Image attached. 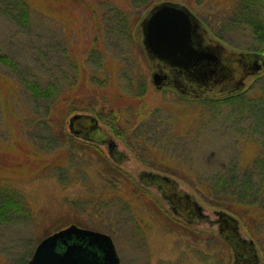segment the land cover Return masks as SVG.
Segmentation results:
<instances>
[{"label":"rangeland","instance_id":"obj_1","mask_svg":"<svg viewBox=\"0 0 264 264\" xmlns=\"http://www.w3.org/2000/svg\"><path fill=\"white\" fill-rule=\"evenodd\" d=\"M159 1L0 0V54L13 61L0 60V186L21 202L0 223V264L25 263L43 236L69 224L110 234L118 264H230L213 220L223 209L189 183L246 178L264 150V67L245 78L240 96L208 108L155 87L134 30ZM170 1L233 49L261 52L254 46L264 32L259 38L250 21L264 26V0ZM31 79L58 88L33 98L24 88ZM67 99L75 108L59 110ZM76 113L93 115L110 142L73 134ZM142 171L170 175L207 220L174 215ZM237 220L263 264L264 220Z\"/></svg>","mask_w":264,"mask_h":264},{"label":"water","instance_id":"obj_2","mask_svg":"<svg viewBox=\"0 0 264 264\" xmlns=\"http://www.w3.org/2000/svg\"><path fill=\"white\" fill-rule=\"evenodd\" d=\"M134 34L151 64V82L155 87L167 84L182 96L216 98L238 92L246 77L264 67V53L233 49L213 35L201 19L178 1L163 0L152 4L137 23ZM96 121L91 114L76 113L70 117L69 124L74 134H89V138L109 143L110 139H105L106 133L99 130ZM108 149L113 156L112 149ZM151 175L162 178L168 185L175 183L169 175ZM166 193L163 194L168 196ZM170 203L171 209L178 213L172 200ZM187 206L198 216L205 215L195 201L188 199ZM214 212L219 215L215 219L218 231L233 250L232 264H256L254 243L239 234L237 217L221 209ZM117 263L118 256L107 233L75 224L43 236L25 262Z\"/></svg>","mask_w":264,"mask_h":264},{"label":"trees","instance_id":"obj_3","mask_svg":"<svg viewBox=\"0 0 264 264\" xmlns=\"http://www.w3.org/2000/svg\"><path fill=\"white\" fill-rule=\"evenodd\" d=\"M245 1H249V3L247 4H250L252 0ZM250 9L251 8H249L248 10ZM250 24L253 29V32L255 34L257 32L258 37L261 38L264 32V26L261 25L259 17H253L250 21ZM254 48L261 52H264V41L260 45H255ZM0 60L4 64L12 66L13 61L10 57L0 54ZM24 88L28 92V94L33 98H46L49 93L55 92L58 86L54 81L39 82L31 79L24 83ZM240 93L241 92H237L234 94H229L216 98L188 97V99L203 100L206 104L205 106L207 107V105L214 106L216 104H226L229 99H234L240 96ZM62 108L68 109L75 107L72 106L71 99H67L64 102V106H62L59 110H61ZM115 111H120V109L115 108ZM199 114L201 116L203 115L202 112ZM196 119H198V117ZM99 130L101 129L99 128ZM88 135L89 134H87V137H89ZM112 152L114 153L113 156L118 160L119 156L117 157V154L114 151ZM258 152L259 153H256L258 155H256L254 162H252L251 164V170L246 171V178L244 179L236 181L232 178V176H230L231 178L229 179H226L224 177H217L214 180H211L210 182L205 181L198 184H189L193 187L195 191L200 194V196L205 201L212 205L222 208L228 213L236 215L245 223H248V220L250 218L253 219V222L264 220V167L260 164V162L257 161V158L259 157H262L264 159V150H260ZM148 165L151 164L148 163ZM171 173L175 174L174 171ZM237 182H239L240 184L239 188H236ZM220 190H222V193L220 192ZM20 203L21 202L18 199H16L13 195L6 193V191L2 190L0 186V223L6 221L11 216L15 215V213H17L16 210H18V208L20 207ZM260 238L261 241H263V243H260V245L263 246L264 240H262V238L264 237Z\"/></svg>","mask_w":264,"mask_h":264},{"label":"flooded vegetation","instance_id":"obj_4","mask_svg":"<svg viewBox=\"0 0 264 264\" xmlns=\"http://www.w3.org/2000/svg\"><path fill=\"white\" fill-rule=\"evenodd\" d=\"M239 91V90H238ZM234 93H237V91L236 92H234ZM234 93H232V94H234ZM105 139H106V137H105ZM113 151V150H112ZM152 172V171H151ZM154 173H157V172H155V171H153ZM142 174V176H140ZM146 174V175H145ZM152 173H148L147 171H142L141 173H139V179L143 182V183H145V181H143V179H146V181H148V182H146V183H154L155 184V186H156V189H158L159 190V192H160V195L169 203V209L171 210V212L174 214V215H176L177 217H180V218H182V220L183 221H185L186 223H192V222H194L196 219H206L207 220V215L205 214V215H201V216H198L197 215V213H193V211H191L190 209H189V207L187 206V202H188V199H192L191 197H186L184 194H186L185 192H181V191H175L174 190V184L173 185H168V184H166L164 181H163V179L162 178H160V177H158V178H154L153 177V175H151ZM161 175H164L163 173L161 174ZM165 175H168V174H165ZM170 176V175H169ZM168 189V193H166V190ZM163 193H166V194H168V196L170 195V197H168V196H166V195H164ZM171 200H172V204H173V206L175 207V209L177 210L178 209V213L176 212H174L172 209H171V207H170V202H171ZM189 210L191 211V212H189ZM200 211V210H199ZM198 211V212H199ZM196 212H197V209H196ZM213 212H214V210H213ZM214 214H215V217H214V221H215V219L219 216L217 213H215L214 212ZM216 222V232H217V235H218V237H220V238H222L223 239V241H225L226 243H227V245L229 246V249H230V251H231V254H232V259H231V261H230V264H232V262H233V260H234V257H233V250H232V248L230 247V245L228 244V242L220 235V233H219V231H218V222L217 221H215ZM109 236H110V238H111V240H112V237H111V235L110 234H108ZM112 242H113V240H112ZM114 245V244H113ZM115 246V245H114ZM115 248V247H114ZM116 249V248H115ZM116 251V250H115ZM117 253V252H116ZM243 255H244V253H243ZM117 256H118V263H119V255H118V253H117ZM117 263V264H118Z\"/></svg>","mask_w":264,"mask_h":264}]
</instances>
